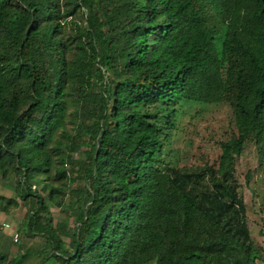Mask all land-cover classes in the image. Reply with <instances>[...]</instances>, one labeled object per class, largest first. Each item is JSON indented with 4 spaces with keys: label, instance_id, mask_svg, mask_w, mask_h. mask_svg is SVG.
I'll list each match as a JSON object with an SVG mask.
<instances>
[{
    "label": "trees",
    "instance_id": "trees-1",
    "mask_svg": "<svg viewBox=\"0 0 264 264\" xmlns=\"http://www.w3.org/2000/svg\"><path fill=\"white\" fill-rule=\"evenodd\" d=\"M222 102L260 142L264 0H0V212L32 207L0 264H264L241 139L216 168L163 160L183 107Z\"/></svg>",
    "mask_w": 264,
    "mask_h": 264
},
{
    "label": "rangeland",
    "instance_id": "rangeland-1",
    "mask_svg": "<svg viewBox=\"0 0 264 264\" xmlns=\"http://www.w3.org/2000/svg\"><path fill=\"white\" fill-rule=\"evenodd\" d=\"M95 27L97 29V25ZM175 124V129L164 142L163 160L182 170L199 171L206 164L216 168L221 152L220 143L233 135L241 139L242 147L236 164L238 193L246 205L245 220L251 243L264 257V130L260 142H256L252 136L241 134L242 127L237 123L233 109L227 102L187 105L180 110ZM248 175L250 180L246 183ZM37 189L39 194L45 197L47 193L42 186H37ZM0 196L12 200L15 198L14 178L3 180L0 175ZM69 198L68 195L65 197L62 208L58 205H48L54 223H66L73 227L74 219L64 211ZM31 209V206L17 200V205H10L6 211L0 212V251L13 255L16 253L18 248L13 246L15 244L12 236L18 233L21 241L19 226ZM3 224H8L10 228H2ZM60 236L65 242L68 241L66 234L60 232ZM25 243L36 247L40 240H27Z\"/></svg>",
    "mask_w": 264,
    "mask_h": 264
},
{
    "label": "built area",
    "instance_id": "built-area-1",
    "mask_svg": "<svg viewBox=\"0 0 264 264\" xmlns=\"http://www.w3.org/2000/svg\"><path fill=\"white\" fill-rule=\"evenodd\" d=\"M2 228H4V229H9L10 226H9L8 224H3V225H2ZM12 241H13L14 243H17V242L19 241V235H18V233H14V234H13V236H12Z\"/></svg>",
    "mask_w": 264,
    "mask_h": 264
}]
</instances>
